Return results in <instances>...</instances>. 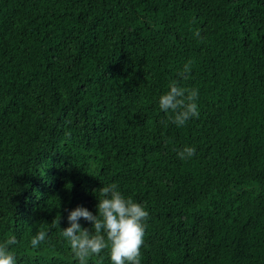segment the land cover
<instances>
[{
  "label": "trees",
  "instance_id": "16d2710c",
  "mask_svg": "<svg viewBox=\"0 0 264 264\" xmlns=\"http://www.w3.org/2000/svg\"><path fill=\"white\" fill-rule=\"evenodd\" d=\"M112 183L149 213L140 264H264V0H0V243L78 264L61 230Z\"/></svg>",
  "mask_w": 264,
  "mask_h": 264
},
{
  "label": "clouds",
  "instance_id": "9594fccd",
  "mask_svg": "<svg viewBox=\"0 0 264 264\" xmlns=\"http://www.w3.org/2000/svg\"><path fill=\"white\" fill-rule=\"evenodd\" d=\"M199 36V31L195 33ZM191 61L184 65L179 76L187 79L186 73L191 70ZM198 89H186L178 86L177 81L169 85V90L159 97V109L165 113L171 111L169 120L177 127L184 126L190 119L199 118ZM167 126V122H164ZM196 153L194 147H184L177 152L179 159L187 160ZM90 222L91 229L83 228L79 220ZM148 211L131 197L125 198L118 191L115 183L99 189L96 214L78 206L68 214L69 227L61 230L78 264H87L93 255L101 257L105 249H109L111 264H140L141 247L144 244ZM58 225V221L56 222ZM47 233L38 231L30 240L33 249L38 248L46 240ZM15 236L0 243V264H17L15 254L9 250L10 245L17 244Z\"/></svg>",
  "mask_w": 264,
  "mask_h": 264
}]
</instances>
